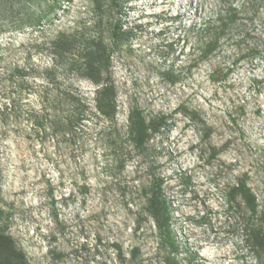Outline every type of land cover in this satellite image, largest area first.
<instances>
[{
    "label": "rangeland",
    "instance_id": "rangeland-1",
    "mask_svg": "<svg viewBox=\"0 0 264 264\" xmlns=\"http://www.w3.org/2000/svg\"><path fill=\"white\" fill-rule=\"evenodd\" d=\"M115 1L0 0V109L22 105L0 116V264H21L15 251L25 264H121L114 242L139 247L135 264H167L141 206L156 178L177 264H264L245 242L243 207L225 199L241 181L264 211V0ZM60 34L102 37L111 124L95 116L97 85L64 75L69 59L56 69ZM57 93L81 96L90 115L65 134L42 110ZM135 109L156 123L139 148L127 135Z\"/></svg>",
    "mask_w": 264,
    "mask_h": 264
},
{
    "label": "trees",
    "instance_id": "trees-1",
    "mask_svg": "<svg viewBox=\"0 0 264 264\" xmlns=\"http://www.w3.org/2000/svg\"><path fill=\"white\" fill-rule=\"evenodd\" d=\"M115 2L113 0L114 5L116 4ZM219 31L220 33H217L216 37L207 41V46L202 52L204 57L216 48L218 35L223 32L222 27ZM76 45L78 46L76 47ZM49 47L56 69L60 67L64 75L74 72L80 77L89 80L92 84L97 85V89L94 92L95 116L111 124L116 116V93L112 84L102 82L103 68L109 63L106 53L107 49L103 44L102 37L98 35V37H91V39L79 43L76 39L60 34L49 43ZM75 47L78 49L77 54L73 50ZM66 59H69V61H66ZM62 60L66 61V63L63 65L61 63L58 67L57 62ZM48 80L46 84H48ZM46 86L43 87L44 90H46ZM52 98V101L45 108H42L47 113L49 130L65 134L68 129L72 130L74 124L80 122L82 118H90L85 109H82L84 105L81 96L70 93H57L53 94ZM21 107L20 100L17 97H13L7 105L5 104V106L1 107L0 116L13 117L21 111ZM28 107L27 111L30 113L28 120L32 121L34 126L36 122L34 114L38 111L34 107L29 105ZM155 124L154 121L150 124L147 123L140 110L135 109L129 113L127 135L134 148L142 147L145 144L149 131L156 126ZM162 184L163 181L160 178L152 181L148 192L141 199V206L145 207L146 215L151 218L157 230L160 248L166 250L163 254L164 260L167 264H177L174 257H172L175 241L170 228V207L163 194ZM225 199L228 204L236 206L238 209L243 207L244 216L247 217L245 221V242L259 256L264 252V211H258L255 194L244 182L239 181L228 189ZM134 224L135 233L140 226V221L137 220ZM113 248L114 257L121 264H135V261L140 256V250L137 245H131L127 253H123L120 244L117 242L113 243ZM13 257L21 264H25V256L21 251L13 252Z\"/></svg>",
    "mask_w": 264,
    "mask_h": 264
}]
</instances>
